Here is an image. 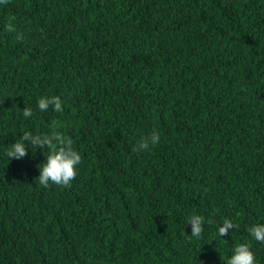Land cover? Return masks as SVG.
<instances>
[{
	"label": "trees",
	"instance_id": "16d2710c",
	"mask_svg": "<svg viewBox=\"0 0 264 264\" xmlns=\"http://www.w3.org/2000/svg\"><path fill=\"white\" fill-rule=\"evenodd\" d=\"M10 15L26 39L0 24V264H225L239 243L264 264L247 232L264 223V0H9ZM53 95L63 111H39ZM52 121L82 158L68 188L39 185L47 149L7 155ZM225 219L239 227L222 237Z\"/></svg>",
	"mask_w": 264,
	"mask_h": 264
},
{
	"label": "clouds",
	"instance_id": "9594fccd",
	"mask_svg": "<svg viewBox=\"0 0 264 264\" xmlns=\"http://www.w3.org/2000/svg\"><path fill=\"white\" fill-rule=\"evenodd\" d=\"M9 0H0V4L7 5ZM15 16H7L0 19L3 30L9 34H14L17 41L26 39L24 31L20 30L14 23ZM63 101L59 96H41L38 98L37 106L41 112H46L51 106L53 111L59 113L63 111ZM23 116L25 119L32 116V110L24 107ZM49 131L43 134L33 135L30 131L23 132L20 140L11 145L7 151L8 157L21 160L28 155V147L33 151L36 149H47L45 160L37 165L39 176L37 177L39 185L47 188L50 184L68 188L76 177V166L81 163V155L73 146L70 137L63 134L58 128V122L52 121L49 125ZM160 141V134L153 130L150 134L142 136L133 151L136 153L151 151ZM204 217L193 214L187 219V224L191 228V237L200 238L204 231ZM232 220L225 219L222 224L217 226V232L224 237L229 234L230 230L238 228ZM250 236L260 243H264V223L252 224L247 228ZM225 264H256L254 253L247 243L235 245L233 252L225 261Z\"/></svg>",
	"mask_w": 264,
	"mask_h": 264
}]
</instances>
